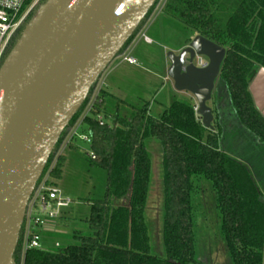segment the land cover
<instances>
[{
    "label": "trees",
    "instance_id": "obj_1",
    "mask_svg": "<svg viewBox=\"0 0 264 264\" xmlns=\"http://www.w3.org/2000/svg\"><path fill=\"white\" fill-rule=\"evenodd\" d=\"M162 12L182 30L224 48L219 82L235 128L224 130L216 121L213 131L204 129L194 106L180 101L172 102L157 117L150 116V102L129 107L126 118L119 112L125 104L118 101L108 124L101 117L106 114L108 94L99 89L87 111L91 116L83 115L76 128L90 138L94 159L88 156L89 167L105 172L103 197L86 199L90 214L83 222L89 234L79 231L73 234L74 244L55 247L54 243L23 253V224L14 264H201L195 245L194 178L206 181L213 191L230 263L264 264V200L254 180V175L264 173V117L248 90L255 70H264V0H167ZM91 92L62 131L35 188L46 174L53 180L61 178L65 157L56 156L57 149L67 138L68 127L82 116ZM230 133L233 139H228ZM146 138L155 139L162 153L163 258L151 254L144 217L152 170ZM72 140L65 148L73 149ZM113 200L127 201L112 208ZM61 220L60 216L57 222ZM51 235L43 234L42 241Z\"/></svg>",
    "mask_w": 264,
    "mask_h": 264
},
{
    "label": "water",
    "instance_id": "obj_2",
    "mask_svg": "<svg viewBox=\"0 0 264 264\" xmlns=\"http://www.w3.org/2000/svg\"><path fill=\"white\" fill-rule=\"evenodd\" d=\"M155 1L46 0L5 55L0 64V264H14L26 207L62 131ZM178 53H166L167 76L176 92L194 97L201 126L213 131V111L206 104L226 52L196 35ZM198 57L207 60L204 66L193 64Z\"/></svg>",
    "mask_w": 264,
    "mask_h": 264
},
{
    "label": "rangeland",
    "instance_id": "obj_3",
    "mask_svg": "<svg viewBox=\"0 0 264 264\" xmlns=\"http://www.w3.org/2000/svg\"><path fill=\"white\" fill-rule=\"evenodd\" d=\"M166 1H155L146 14L147 20L143 24L144 20L141 22L133 32L131 39L100 74L101 76L94 83L93 89H90L92 96L82 116L76 120L73 126L68 127L67 133L69 134L67 138H70L71 132L79 126L83 115L91 116L87 111L99 89L108 94L104 99L106 114L101 116L103 121L108 124L111 123V113L118 101L125 104L121 105L119 111L124 118L128 117L130 113L129 107H140L145 102H150L149 112L151 117H157L163 112V107H169L174 101L196 107V100L191 94L174 90L173 82L166 73L169 67L166 53L173 51L177 54V51L196 36L182 30L177 21L167 20L166 15L162 12ZM221 14L224 16V13ZM143 35L148 37L150 43L144 41ZM126 56L133 58L135 64L131 65L125 62L123 59ZM202 60L203 62L207 61L205 58H202ZM194 65H198L197 58L194 60ZM212 91V98L206 104L213 111V116L217 117V119H213L212 126L216 121H219L224 130L235 128L236 122L227 109V95L221 87L219 79L215 81ZM234 131L238 136L240 129L236 127ZM77 133L78 135L72 140L73 149L65 148L67 138L57 149L56 156L63 154L65 157L61 178L53 180L48 177V174L44 177V179H48V187L59 191L63 198L70 201V204L62 209V220L59 224L56 222V233L43 239V248L53 247L54 243L59 246L74 244L73 234L79 231L89 234L83 222L90 214L86 199H101L105 192V172L89 167L87 159L91 153L89 144L79 138V135H84V133L81 131ZM224 138L227 140L228 137ZM233 138V134L230 133L228 139ZM144 144L150 156L152 169L144 217L146 227H148L151 254L163 258L164 188L162 186L163 172L161 169L162 153L155 139L146 138ZM253 160L257 163V159ZM261 176L264 177V173L259 175L260 179ZM193 185L195 187L192 196V207H194L195 218L196 257L201 264H212V256L215 254L219 258L217 260L214 255L213 261L220 264L218 261L221 259L222 253H225L227 254L225 264H231L223 241L219 221L220 215L215 204L216 200L211 194L213 191L211 192L209 184L201 178H194ZM258 186L260 190L264 191V182ZM126 201L115 202L113 200L111 207L126 205Z\"/></svg>",
    "mask_w": 264,
    "mask_h": 264
},
{
    "label": "built area",
    "instance_id": "obj_4",
    "mask_svg": "<svg viewBox=\"0 0 264 264\" xmlns=\"http://www.w3.org/2000/svg\"><path fill=\"white\" fill-rule=\"evenodd\" d=\"M42 0H0V64L3 61L4 53L13 39L16 32L25 24L27 18ZM144 41L150 43L147 36L143 35ZM128 64H135V60L130 57L123 59ZM198 66L205 65L202 58L198 57ZM101 120V118H99ZM76 130L71 132V137L67 138L65 144L76 137ZM79 138L90 143L87 135H79ZM66 146V145H65ZM94 159L93 154L89 155ZM70 204L68 199L63 198L56 189L46 185V179L42 180L30 197L26 207V215L22 223L23 237L21 250L25 253L28 250H41L42 235L56 233V222L59 220L62 209ZM55 247L58 244H54Z\"/></svg>",
    "mask_w": 264,
    "mask_h": 264
},
{
    "label": "crops",
    "instance_id": "obj_5",
    "mask_svg": "<svg viewBox=\"0 0 264 264\" xmlns=\"http://www.w3.org/2000/svg\"><path fill=\"white\" fill-rule=\"evenodd\" d=\"M254 74L249 79L248 90L251 93L253 103L256 109L264 117V71L262 69L255 70ZM227 104V101H226ZM166 107H163V109ZM59 224V223H58ZM222 253L221 259L218 261L220 264H225L227 262V254ZM214 255L212 256V264H217L213 261ZM218 260V256L215 255Z\"/></svg>",
    "mask_w": 264,
    "mask_h": 264
},
{
    "label": "flooded vegetation",
    "instance_id": "obj_6",
    "mask_svg": "<svg viewBox=\"0 0 264 264\" xmlns=\"http://www.w3.org/2000/svg\"><path fill=\"white\" fill-rule=\"evenodd\" d=\"M17 34H18V32H16V34L13 36V39H14V40L16 39ZM189 42H190V41H189ZM189 42H188L186 45H184V47H182L180 50H182L183 48L187 47V46L189 45ZM180 50H179V51H180ZM179 51H177V54H179V53H178ZM194 60H195V59H194ZM194 60H193V64H194ZM185 61H186V63H187V61H188V56L185 58ZM202 61H203V60H202ZM206 62H207V61H206ZM206 62H203V63H206ZM195 66H196V67H199L198 65H195ZM218 79H219V77H218ZM211 98H212V96H211ZM210 100H211V99H210ZM213 117H214V116H213ZM213 119H215V117H214ZM259 175H261V174H257V175H255L256 177L254 178V180H255L257 186H258L260 183L264 182V177L261 176V179H260ZM258 188H259V190H260V187H259V186H258ZM260 192H261V194H262V198H263L264 191L260 190ZM263 200H264V198H263Z\"/></svg>",
    "mask_w": 264,
    "mask_h": 264
}]
</instances>
